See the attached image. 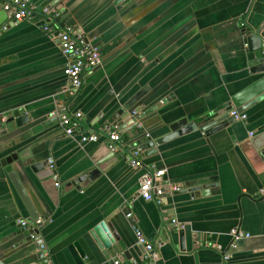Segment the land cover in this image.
<instances>
[{
  "label": "crops",
  "instance_id": "1",
  "mask_svg": "<svg viewBox=\"0 0 264 264\" xmlns=\"http://www.w3.org/2000/svg\"><path fill=\"white\" fill-rule=\"evenodd\" d=\"M3 2L0 25L7 22ZM128 2H51L64 25L100 49L101 65L85 69L74 92L43 15L0 36V264H110L119 259L106 261L89 236L101 221L126 245L122 262L264 264V72H251L244 43L251 34L264 38V0H134L118 9ZM129 103L126 121L117 111ZM59 104L80 112L83 132L97 141L66 138L51 118ZM229 107L246 115L231 134L197 128L155 145L156 155L141 150L180 119L199 126ZM15 111L28 121H9ZM105 124L120 133L116 153L106 148ZM135 149L140 165L133 169L126 155ZM8 158L16 183L1 165ZM48 159L55 175L38 179L30 165ZM155 171H164L160 203L137 196L141 176ZM79 177L85 180L73 186ZM35 218L44 223L34 227ZM134 228L152 245V260L145 261ZM233 230L249 236L234 248Z\"/></svg>",
  "mask_w": 264,
  "mask_h": 264
},
{
  "label": "built area",
  "instance_id": "2",
  "mask_svg": "<svg viewBox=\"0 0 264 264\" xmlns=\"http://www.w3.org/2000/svg\"><path fill=\"white\" fill-rule=\"evenodd\" d=\"M40 0H4L2 4V11L7 17V22L0 25V36L8 31V29L18 22L24 20H31L36 12H39L45 17L43 24V31L50 38L55 39L59 45L62 56L65 59L64 76L66 77L68 84V91L74 92L78 90L82 84V75L84 70H92L101 65V53L100 49L94 43L87 41L84 35L68 25H64L63 15L60 10L53 7L51 2L55 0H48V3L39 5ZM261 55L264 59V43L261 48ZM230 116L235 121L244 122L246 115L238 112L231 111ZM82 114L75 112L70 114L66 112L63 105H58L56 111L52 113L51 118L57 119L58 124L63 130L64 136L68 139H79L81 144L93 143L98 139V134L84 133L81 125ZM101 132L107 138L106 148L111 153L119 151L121 137L116 127H112L109 124H105L101 128ZM148 137V136H147ZM141 151L135 149L133 152L126 155V162L130 168L136 169L139 167V157ZM50 168L53 170L54 164L51 159L47 160ZM164 171H155L145 173L140 178L139 190L137 196L145 201H156L160 203L161 197L164 192L163 187ZM58 184H56L57 186ZM179 188H174L173 191H179ZM131 214H127L126 218H130ZM44 223V220L37 218L33 221L34 227H39ZM177 227L182 225L172 221ZM19 225L22 228H28L26 221H19ZM137 243L145 246V261L152 260L153 247L147 243L139 230L134 228ZM36 233L32 231L31 239L35 240ZM249 236L239 230H233L231 233V247L234 248L236 243L241 239L248 238ZM43 250V246H40ZM113 264H134L133 261L122 262L115 260ZM151 264V262H149Z\"/></svg>",
  "mask_w": 264,
  "mask_h": 264
},
{
  "label": "water",
  "instance_id": "3",
  "mask_svg": "<svg viewBox=\"0 0 264 264\" xmlns=\"http://www.w3.org/2000/svg\"><path fill=\"white\" fill-rule=\"evenodd\" d=\"M135 6L134 0H129L127 5L118 7L119 10H128ZM264 38L258 34H251L247 36L244 40V43L247 45V59L249 65L251 66L252 73H263L264 72V59L261 55V48L263 44ZM261 82L256 83V85L261 84ZM140 95V94H139ZM138 96V95H137ZM241 98V94L238 95L234 99V105H238V101ZM164 103V101H162ZM132 104L124 105L117 111V115L119 117L128 118L126 121L130 120V115L126 113L130 110ZM239 108V107H238ZM231 107L227 108L224 111L213 113L208 115L205 119H203L201 124L198 126V123H188L186 119H180L169 126L170 133L156 141H149L145 145L141 147L143 152H147L148 155H156L157 149L155 145H162L167 141H170L178 136H182L188 134L190 132L195 131L197 128L200 129L205 134H215L221 130L227 131L228 134L232 133V128L230 127L234 123V119L229 115L231 112ZM243 110V109H241ZM240 112V109H237ZM9 121H14L18 126H21L23 123L28 121V117L25 115H21L18 111L13 112L12 118ZM125 121V122H126ZM152 150V151H147ZM1 165L6 169V172L9 174L14 182L16 183L18 179L12 174L11 167V159H5L1 163ZM30 170L36 175L38 179H46L55 175L54 170H52L47 161L45 162H35L30 165ZM85 177H79L76 181H73L72 185L77 187L80 182H83ZM204 193H201L203 195ZM34 216V215H33ZM32 216V217H33ZM36 219V218H35ZM32 232V231H31ZM34 233H36L34 231ZM90 238L95 244L96 249L99 251L101 256L106 260H110V258H118L120 261H124L123 253H127L126 245L120 240L118 235L113 232L111 227L101 221L99 222L89 233ZM41 242L38 241L37 246H41ZM78 254L80 257H85V252L81 249L78 243L74 244ZM123 252V253H122ZM38 259L43 260L44 254L43 252H39ZM47 262V261H46ZM114 261H110V264H113ZM45 264V263H43ZM91 264H97L96 261L91 262Z\"/></svg>",
  "mask_w": 264,
  "mask_h": 264
}]
</instances>
